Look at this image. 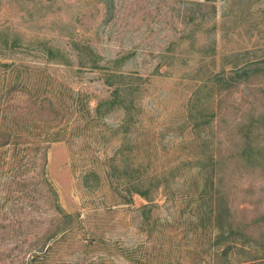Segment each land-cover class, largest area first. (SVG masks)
Returning <instances> with one entry per match:
<instances>
[{
  "label": "rangeland",
  "instance_id": "1",
  "mask_svg": "<svg viewBox=\"0 0 264 264\" xmlns=\"http://www.w3.org/2000/svg\"><path fill=\"white\" fill-rule=\"evenodd\" d=\"M107 73L134 103L95 119ZM218 73L238 82L200 112L192 97ZM138 178H153L152 202L132 194ZM235 229L253 242L225 258ZM262 250L264 0H0V264H243Z\"/></svg>",
  "mask_w": 264,
  "mask_h": 264
},
{
  "label": "trees",
  "instance_id": "2",
  "mask_svg": "<svg viewBox=\"0 0 264 264\" xmlns=\"http://www.w3.org/2000/svg\"><path fill=\"white\" fill-rule=\"evenodd\" d=\"M89 54H90V69H99V63H98V55L95 54V52L91 49H89ZM242 75H239L238 78H244L247 79L248 77L251 76V70H245V68H241ZM238 73V72H237ZM117 74L112 75V73H107V75H105L108 79H110L111 81L116 77ZM106 78V79H107ZM238 79H226L222 77V73H218L216 74L212 79H208V85L204 84L205 86H201L199 88L196 89L194 97H192L193 99L196 100V103L198 104V108L200 110V112H206L209 111L210 109H212V99L210 98V94L208 95V92H211L212 94H214L215 92H225L228 91L234 84H236L235 82ZM106 84L110 87L113 88L112 92H111V96L106 98V99H100L96 106L93 109V113H95V119H97V117H101V112H104L105 108L107 110L117 107V108H123L124 106H128L132 105L134 103V93H135V88L132 87L131 84H124L121 82H109L108 80L105 81ZM203 90V91H202ZM134 95V97L132 98V96ZM125 103V104H124ZM195 103V104H196ZM194 107H190L189 111L192 112ZM213 110V109H212ZM89 113V112H88ZM217 164V163H216ZM214 166L212 167V169L210 171H213ZM153 179V178H152ZM149 178H138L133 182L134 185V191H132V194H136L141 196L142 198H144L147 202H152V191L149 189L151 188V180ZM159 181V179H158ZM157 181V183L154 185V188H158V186H163L161 184H159ZM211 184V183H210ZM204 187H206V183L204 184ZM202 186V188H204ZM163 189H167V187L163 186ZM203 190V189H202ZM202 190H200L199 192H201ZM206 190V189H205ZM205 190H203V193H205ZM134 192V193H133ZM54 195L56 196V194L54 193ZM131 196V195H130ZM211 199L214 200V204L212 203L210 204H206L205 208H203L204 210V214H206L207 217H211L214 218V220L216 221L217 226H220V221H222L221 218V212H222V208L220 206V202L215 198V196L213 195L211 197ZM57 208V212L59 214L62 215V218L65 219L64 224H66L68 227V229H72V226L74 224L75 221H77L78 217L77 216H73L71 214H66L62 208L59 207V205L57 204L56 206ZM147 207L145 206V209ZM226 230H231V232L229 233V235H232L233 229L231 228V226H229L228 224L226 225ZM225 230V231H226ZM238 229H235V236L237 238H241V240L239 241H234V245H232V247H227L226 250L221 249L220 250V254L223 255L224 257L226 256L225 254L228 253L231 249H239V250H244L246 249V247L244 248L246 243H251L253 242L252 240H247V241H243V235L241 234L240 231H237ZM224 230H220L219 229V234L223 235ZM239 245V247L237 246ZM248 247V246H247ZM261 256L257 257L255 256H250V257H245L243 259L242 254L239 256L241 258H236L234 260L235 263H243V264H264V250H262L261 252ZM245 256V254H243ZM227 258V257H225ZM247 259H250L247 261Z\"/></svg>",
  "mask_w": 264,
  "mask_h": 264
}]
</instances>
